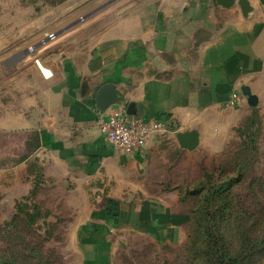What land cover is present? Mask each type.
<instances>
[{
	"label": "crops",
	"instance_id": "1",
	"mask_svg": "<svg viewBox=\"0 0 264 264\" xmlns=\"http://www.w3.org/2000/svg\"><path fill=\"white\" fill-rule=\"evenodd\" d=\"M248 2L252 11L243 16L237 5L215 0H123L120 9L39 48L40 63L24 43L10 50L11 66L0 69V130L34 133L45 183L82 201L75 227L80 264H113L117 233L159 244L177 239L189 223L178 187L194 182L183 173L220 153L253 109L242 87L264 112V0ZM103 85L117 97L107 111L118 107L129 117L195 131L197 147L184 149L172 135L152 138L132 155L115 153L97 126Z\"/></svg>",
	"mask_w": 264,
	"mask_h": 264
},
{
	"label": "rangeland",
	"instance_id": "2",
	"mask_svg": "<svg viewBox=\"0 0 264 264\" xmlns=\"http://www.w3.org/2000/svg\"><path fill=\"white\" fill-rule=\"evenodd\" d=\"M122 1L0 0V69L8 70L11 63L5 59L20 43L29 59L40 63L36 53L48 44V35L58 37L89 26L96 17L120 9ZM105 23L90 27L95 30ZM38 32L52 33L22 41L23 35ZM254 110L242 115L220 153L205 156L202 167L183 173L193 183L179 184L192 187L204 172L215 182L231 177V160L238 159L237 172L243 179L233 194L237 213L219 222L220 231H212L216 243L213 262L202 229L191 231L188 224L170 243L159 244L139 234H115L113 264H216L220 255L237 258L238 264H264V112ZM36 153L34 133L0 130V264H80L75 227L83 218L82 201L59 185L45 183L41 160L34 159ZM29 184L32 188L27 191ZM198 201L193 197L186 206L189 209ZM199 222L205 226L207 218L200 216Z\"/></svg>",
	"mask_w": 264,
	"mask_h": 264
},
{
	"label": "trees",
	"instance_id": "3",
	"mask_svg": "<svg viewBox=\"0 0 264 264\" xmlns=\"http://www.w3.org/2000/svg\"><path fill=\"white\" fill-rule=\"evenodd\" d=\"M254 109L251 113H255ZM238 160V159H237ZM232 158L230 167H234L233 175L227 177L218 182H215L209 172H204L201 179L192 187L179 189V202L182 204H188L190 199L196 197L199 199L197 205H191L188 209L189 213V227L193 231L194 227L202 229L205 237V243L207 246V254L210 256L211 262L213 259L212 249L216 247L215 237L212 233L214 230L220 231L219 222L224 223L226 221L225 216L233 215L236 210V197L233 195L236 186H238L242 179L238 174L239 163ZM225 165L221 166L224 167ZM204 216L207 218L206 225L203 226L199 222V217ZM200 227L198 228V226ZM30 227H28L29 230ZM26 230V234L28 232ZM227 260V261H226ZM216 264H238V259L230 257L225 259V256L220 255Z\"/></svg>",
	"mask_w": 264,
	"mask_h": 264
},
{
	"label": "built area",
	"instance_id": "4",
	"mask_svg": "<svg viewBox=\"0 0 264 264\" xmlns=\"http://www.w3.org/2000/svg\"><path fill=\"white\" fill-rule=\"evenodd\" d=\"M54 33L48 35V41H54ZM239 98L233 93L230 106H237ZM99 132L115 153L132 155L145 148L155 137L166 138L178 132L175 128L155 120L129 117L121 108H112L101 113L97 120Z\"/></svg>",
	"mask_w": 264,
	"mask_h": 264
},
{
	"label": "water",
	"instance_id": "5",
	"mask_svg": "<svg viewBox=\"0 0 264 264\" xmlns=\"http://www.w3.org/2000/svg\"><path fill=\"white\" fill-rule=\"evenodd\" d=\"M216 3L224 8H230L237 5L243 16H247L251 11L248 0H215ZM242 95L246 97L247 104L250 108L258 106L259 102L248 87L241 88ZM117 102L116 93L109 85H103L96 94V107L100 113H105L107 109ZM180 147L188 150H194L198 145V135L195 131L176 132L174 133Z\"/></svg>",
	"mask_w": 264,
	"mask_h": 264
}]
</instances>
